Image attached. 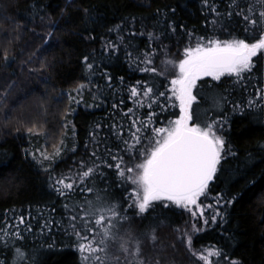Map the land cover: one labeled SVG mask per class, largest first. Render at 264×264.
<instances>
[{"label":"trees","instance_id":"obj_1","mask_svg":"<svg viewBox=\"0 0 264 264\" xmlns=\"http://www.w3.org/2000/svg\"><path fill=\"white\" fill-rule=\"evenodd\" d=\"M262 5L264 0H18L16 40L0 49V177L14 172L20 183L15 192L0 195V264H84L79 245L86 241L75 235L73 223L81 236L95 235L94 246L104 227L120 238L133 229L140 245L150 235L184 228L191 213L167 200L152 202L138 216L131 205L140 188L107 165L118 162L113 155L122 157V167L134 169L126 175L135 178V165L160 139L153 130L181 115L171 81L182 51L212 39L255 42L264 22L253 26L243 16L260 21ZM56 32L74 60L53 82L42 61L60 43ZM52 83L56 100H67L57 145L48 147L45 130L10 134L14 108L34 92L45 94ZM134 86L138 97L131 96ZM144 87L153 89L150 97L142 95ZM192 94L191 123L203 128L220 121L216 134L225 140L224 158L200 203L207 208L196 221L200 231L192 246L215 247L223 253L219 258L238 264H264V54L241 77L200 79ZM137 129L140 144L128 149L124 141L134 144ZM94 165L96 172L79 180L78 173ZM61 176L76 180L65 195L56 191ZM113 206L127 219L112 218L114 227L95 225L96 216L110 217ZM84 220L97 231L89 233ZM108 243V254L118 256V241Z\"/></svg>","mask_w":264,"mask_h":264},{"label":"snow or ice","instance_id":"obj_2","mask_svg":"<svg viewBox=\"0 0 264 264\" xmlns=\"http://www.w3.org/2000/svg\"><path fill=\"white\" fill-rule=\"evenodd\" d=\"M205 2L207 3V0ZM251 11L252 8L250 7L249 12ZM259 17L260 21L250 19L248 15L243 16V19L250 25L255 26L260 22H264V11L259 12ZM245 31H248V29H245ZM208 45L207 47L197 45L195 48L185 49V58L178 65L180 76L171 81L173 95L180 101L182 115L179 119L171 122L174 126L170 129L157 128L153 130L156 135L162 138L155 141V147L152 148L150 153L146 151L144 162L135 165V169L138 170L135 178L126 175V173H132L134 169L122 167V157L113 155L111 159L118 162L115 165H107L109 168L115 167L118 176L132 179V183L142 190V196L137 193L131 205V207L138 209L136 213L138 216H142L149 211L154 201L167 200L177 206L187 208L190 204L196 205L197 198L206 193L209 182L213 180L218 165L221 164V160L224 158L222 153L225 151V140L216 134L215 126L217 124L222 125L220 121H213L203 128L196 124H189V121L193 119L190 110L196 100V97L192 94V89L196 85V81L202 76H211L219 80L225 74L241 77L242 73L250 71L253 67V58L257 57L258 54H264V28L261 29L259 39L252 43H248L245 39H233L225 42L209 41ZM87 61L88 57H84L87 68L92 69L93 65L87 63ZM146 63L151 64V59H147ZM142 71L155 72L156 70L155 68H145ZM152 93V88H143L142 95L144 97H150ZM140 95L141 92L138 91L136 86L131 88L132 97ZM159 95L164 96V93H159ZM261 95L264 98V94ZM251 103L250 101L249 104L251 105ZM131 111L132 109H129V112ZM29 131L32 130L29 129ZM139 131L140 129H137V132L132 134L134 144L124 141L128 149L135 148L136 145L140 144L141 137L137 135ZM55 155L59 156V149H57ZM43 158L45 160L53 159L52 156L48 155H44ZM81 163L83 164V162ZM97 167L96 165L87 167L86 170L78 173L79 180L83 181L85 178L91 177L96 172ZM68 179V177L61 176L55 180V184L58 185L56 191L60 195H65V190L72 191L74 189L76 180L66 182ZM87 191L92 192L93 189L88 188ZM107 211L111 216L107 218L104 215L96 216L94 219L95 225L114 227L112 218L118 221L127 219L126 216L119 214L115 206L110 207ZM88 215L89 213L86 212L85 216ZM76 219L75 216L71 217L72 221ZM215 219L216 217L213 216L212 220L215 221ZM21 223H23V217H21ZM71 227L77 237L86 241V243L79 245L84 264H121L120 256H110L108 254L109 239L113 242L120 241L118 249L123 254V264H145L138 240H134L130 247L128 241L112 235L110 227H104L103 238L94 246L95 235H92L91 238L81 236L79 231H75L77 227L75 223ZM84 228L89 233L97 231L87 220H84ZM196 231H200V229H196ZM129 239L132 238L129 237ZM151 239L155 241L156 236L153 234ZM191 244L192 237L187 236L189 250L203 264H213L211 257L223 255L222 251L215 247L198 253L191 249ZM17 255L18 259L23 261L24 254L20 249H17ZM215 264H219V261H216ZM231 264H238V262L232 261Z\"/></svg>","mask_w":264,"mask_h":264},{"label":"rangeland","instance_id":"obj_3","mask_svg":"<svg viewBox=\"0 0 264 264\" xmlns=\"http://www.w3.org/2000/svg\"><path fill=\"white\" fill-rule=\"evenodd\" d=\"M17 1L18 0H0V49L9 48L16 40V30L19 24L14 15L13 7ZM62 12H64V9ZM56 34L60 43L57 47L52 49V51L46 54L42 61L45 68H47L52 74L53 82H57L58 72H60L63 68L69 67L74 60L73 52L66 48L62 43L63 34L59 32H56ZM217 40L218 39L199 41L195 44H190L185 49L195 48L197 45L207 47L209 46V41ZM218 41L225 42L231 40ZM185 49L182 51L180 60L185 58ZM175 70L176 73L174 74L175 77L173 79H177L180 76L178 66ZM206 77L214 79L211 76H202L197 81ZM45 91V94H40L38 92L32 93L20 105L15 107L12 116L7 121V127L10 134L18 128H25L28 130H45L48 132V147L53 148L57 145L59 135L62 131L61 123L67 107V100H56L55 96L57 95V90L53 83L45 86ZM179 118L180 117L177 119ZM189 124L192 125L191 121H189ZM173 126L174 125L170 123L164 128L170 129ZM161 138L162 137L160 136V139ZM19 184V180L14 172H8L2 175L0 177V195L15 192L19 187ZM139 194L142 196L141 189ZM205 194L197 198L196 205H188L186 209L191 213L189 217L190 220L188 219V222L180 231L175 230V232L171 233L161 231L155 235V241L151 239V235L148 238L146 237L147 239L145 238L146 240L143 242V245H141L145 264H179L182 262L194 264V261L198 260L192 255V251H190L187 246V236L192 237L198 232L196 229H200L196 221H198L199 217L202 218L201 216L207 208L200 206V203L205 201ZM193 213H195V215H193ZM201 213L203 214L201 215ZM132 231L133 229H127V231H125L126 233L124 238L122 237L123 240L128 241L130 247L135 240L131 234ZM129 237L132 239H129ZM117 241L119 244L120 241ZM191 249L199 253L208 248H196L191 244ZM115 251L118 256L121 257V261H123V254L119 252L118 245ZM210 259L213 261V264H215L216 261H219V264H231L232 262L219 257H211ZM200 262L203 264L202 261Z\"/></svg>","mask_w":264,"mask_h":264}]
</instances>
